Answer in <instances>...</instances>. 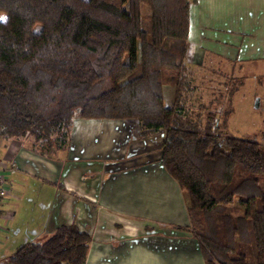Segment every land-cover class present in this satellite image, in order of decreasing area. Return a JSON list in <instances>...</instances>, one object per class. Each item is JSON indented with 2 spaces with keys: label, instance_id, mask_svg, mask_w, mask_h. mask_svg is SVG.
<instances>
[{
  "label": "trees",
  "instance_id": "16d2710c",
  "mask_svg": "<svg viewBox=\"0 0 264 264\" xmlns=\"http://www.w3.org/2000/svg\"><path fill=\"white\" fill-rule=\"evenodd\" d=\"M195 1L0 0V138L46 157L69 150L76 119L134 122L141 141L162 135L161 164L187 199L181 229L205 264H264V131H230L243 82L223 109L195 106ZM91 242L77 225L62 226L9 262L86 264Z\"/></svg>",
  "mask_w": 264,
  "mask_h": 264
},
{
  "label": "crops",
  "instance_id": "0c3cea01",
  "mask_svg": "<svg viewBox=\"0 0 264 264\" xmlns=\"http://www.w3.org/2000/svg\"><path fill=\"white\" fill-rule=\"evenodd\" d=\"M188 41L190 64L215 58L244 83L262 81L264 0H196ZM162 141H141L134 122L83 119L69 150L46 157L0 138V264L70 225L92 238L86 264H205L181 229L187 199L161 164Z\"/></svg>",
  "mask_w": 264,
  "mask_h": 264
},
{
  "label": "rangeland",
  "instance_id": "374dc122",
  "mask_svg": "<svg viewBox=\"0 0 264 264\" xmlns=\"http://www.w3.org/2000/svg\"><path fill=\"white\" fill-rule=\"evenodd\" d=\"M37 29L40 30V27ZM226 67L216 62L215 58H210L204 66L195 67L194 84L198 88L195 106L199 109V105L203 103L211 105L212 110H221L226 102L223 97L239 82H243L244 86L232 100L234 113L229 122L230 131L238 138L264 131V79L260 82L247 80L244 83L230 75ZM164 99L165 106L170 108L174 99V89L171 86L164 87ZM194 112L199 111L194 108Z\"/></svg>",
  "mask_w": 264,
  "mask_h": 264
},
{
  "label": "built area",
  "instance_id": "2783aa9c",
  "mask_svg": "<svg viewBox=\"0 0 264 264\" xmlns=\"http://www.w3.org/2000/svg\"><path fill=\"white\" fill-rule=\"evenodd\" d=\"M5 195V191L0 189V199L3 198Z\"/></svg>",
  "mask_w": 264,
  "mask_h": 264
},
{
  "label": "clouds",
  "instance_id": "9594fccd",
  "mask_svg": "<svg viewBox=\"0 0 264 264\" xmlns=\"http://www.w3.org/2000/svg\"><path fill=\"white\" fill-rule=\"evenodd\" d=\"M0 17H3V19H0V20L4 21L5 23L7 22V17L6 16H0ZM189 55H192V53L189 52Z\"/></svg>",
  "mask_w": 264,
  "mask_h": 264
},
{
  "label": "snow or ice",
  "instance_id": "6c2138e0",
  "mask_svg": "<svg viewBox=\"0 0 264 264\" xmlns=\"http://www.w3.org/2000/svg\"><path fill=\"white\" fill-rule=\"evenodd\" d=\"M0 19H3V17H0Z\"/></svg>",
  "mask_w": 264,
  "mask_h": 264
}]
</instances>
